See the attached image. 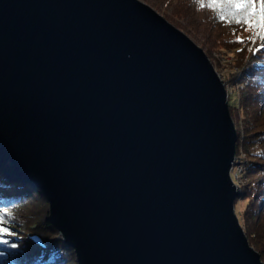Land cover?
Instances as JSON below:
<instances>
[{
    "label": "water",
    "instance_id": "obj_1",
    "mask_svg": "<svg viewBox=\"0 0 264 264\" xmlns=\"http://www.w3.org/2000/svg\"><path fill=\"white\" fill-rule=\"evenodd\" d=\"M205 51L140 0H0V175L78 264H264Z\"/></svg>",
    "mask_w": 264,
    "mask_h": 264
},
{
    "label": "trees",
    "instance_id": "obj_2",
    "mask_svg": "<svg viewBox=\"0 0 264 264\" xmlns=\"http://www.w3.org/2000/svg\"><path fill=\"white\" fill-rule=\"evenodd\" d=\"M186 1L183 11L190 26L186 31L195 35L193 28L205 25L197 15L201 10L206 12L205 2L212 4V0ZM213 8V26L219 23L231 33L253 29L248 37L227 39L225 45L232 47L228 49L235 55L226 89L230 110L236 111L239 118L235 124L241 125L236 126L237 155L241 154L236 159L243 166L242 175L249 180L241 188L235 205L246 201L250 221L257 222L264 216V27L258 23L259 9L257 15H250L253 6L237 8L229 0H223ZM252 22L254 26L249 25ZM256 175L258 178L250 179ZM0 216L7 217L8 225L18 234L13 242L19 245L16 249L0 245V264H78L74 250L49 223V204L39 189L0 175ZM247 235L254 243L262 236L258 228ZM259 245L260 242L258 250L264 251Z\"/></svg>",
    "mask_w": 264,
    "mask_h": 264
},
{
    "label": "rangeland",
    "instance_id": "obj_3",
    "mask_svg": "<svg viewBox=\"0 0 264 264\" xmlns=\"http://www.w3.org/2000/svg\"><path fill=\"white\" fill-rule=\"evenodd\" d=\"M141 2L147 4L151 8H153L158 14L163 16L169 23H171L173 26H175L177 29L185 33L196 45H198L200 48H202L207 56L209 57L211 63L215 67L217 73L223 80L225 87L228 79L231 77V66L235 62V55L233 52L229 51L232 47L226 46V40H234V39H243L250 35V33L253 31V29H246L245 31H233L234 33H231V31H227L224 25H221L217 23V25L213 26V23H215V20L212 15L213 5L211 3H206V12L201 10L197 15V18H199V21L202 20L205 22V25L197 28H193L194 34L188 33L186 30L190 28L189 26V20L186 19L187 15L183 11L186 6H184L183 1L186 0H140ZM190 1V0H189ZM187 2V1H186ZM184 6V7H183ZM255 22L250 23V26H254ZM205 28H208V32L205 31ZM211 34V35H209ZM207 42V44H206ZM229 48V49H228ZM234 66V65H233ZM227 90V89H226ZM232 94V92H231ZM229 99V98H228ZM231 116H233V121L236 123L239 118L236 116V111L233 112L230 110ZM235 126L241 127L238 124H235ZM237 129V127H236ZM241 158V154H239ZM236 155V158L239 157ZM240 161L236 159V163L234 164L232 170H231V176L233 180L235 181V184L239 187L240 193L242 192L243 186L249 183V180L247 177L242 175V168L243 166L240 165ZM258 178L256 175L255 177L250 178L253 180L254 178ZM244 178V179H243ZM242 188V189H241ZM247 202L246 201H239L237 202V205H235V211L239 218V222L241 224V227H243L246 236L248 238V241L261 256V260L264 263V251H259L257 248V245L260 242L261 247L264 248V216L258 219L257 222L250 221L251 219L248 217L247 212ZM258 230L260 231V238L257 239L256 243L250 240L249 236L247 235L251 230L254 229V231ZM61 236V235H60Z\"/></svg>",
    "mask_w": 264,
    "mask_h": 264
},
{
    "label": "snow or ice",
    "instance_id": "obj_4",
    "mask_svg": "<svg viewBox=\"0 0 264 264\" xmlns=\"http://www.w3.org/2000/svg\"><path fill=\"white\" fill-rule=\"evenodd\" d=\"M223 0H212L214 6L222 4ZM230 3L234 4L237 8H244L247 6H253V11L250 15H257V9H259V19L258 23L264 27V0H229ZM18 236L14 233L11 227L8 225L7 217L0 216V245L8 246L11 249H16L19 247L18 244L13 242V240ZM12 237L13 239H9Z\"/></svg>",
    "mask_w": 264,
    "mask_h": 264
},
{
    "label": "built area",
    "instance_id": "obj_5",
    "mask_svg": "<svg viewBox=\"0 0 264 264\" xmlns=\"http://www.w3.org/2000/svg\"><path fill=\"white\" fill-rule=\"evenodd\" d=\"M235 163H236V161H235Z\"/></svg>",
    "mask_w": 264,
    "mask_h": 264
}]
</instances>
